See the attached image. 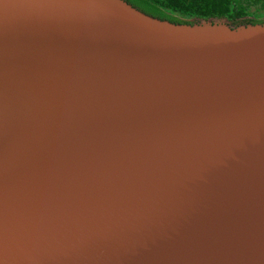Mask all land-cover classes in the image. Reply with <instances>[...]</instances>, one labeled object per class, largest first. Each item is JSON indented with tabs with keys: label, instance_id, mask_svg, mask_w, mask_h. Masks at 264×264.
Wrapping results in <instances>:
<instances>
[{
	"label": "water",
	"instance_id": "water-1",
	"mask_svg": "<svg viewBox=\"0 0 264 264\" xmlns=\"http://www.w3.org/2000/svg\"><path fill=\"white\" fill-rule=\"evenodd\" d=\"M0 264H264V20L0 0Z\"/></svg>",
	"mask_w": 264,
	"mask_h": 264
},
{
	"label": "trees",
	"instance_id": "trees-1",
	"mask_svg": "<svg viewBox=\"0 0 264 264\" xmlns=\"http://www.w3.org/2000/svg\"><path fill=\"white\" fill-rule=\"evenodd\" d=\"M141 11L175 23L224 17L233 23L264 19V0H126Z\"/></svg>",
	"mask_w": 264,
	"mask_h": 264
},
{
	"label": "flooded vegetation",
	"instance_id": "flooded-vegetation-1",
	"mask_svg": "<svg viewBox=\"0 0 264 264\" xmlns=\"http://www.w3.org/2000/svg\"><path fill=\"white\" fill-rule=\"evenodd\" d=\"M264 19V18H263Z\"/></svg>",
	"mask_w": 264,
	"mask_h": 264
}]
</instances>
